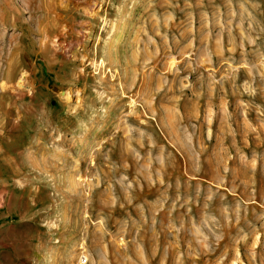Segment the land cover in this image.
Returning <instances> with one entry per match:
<instances>
[{
    "label": "rangeland",
    "instance_id": "374dc122",
    "mask_svg": "<svg viewBox=\"0 0 264 264\" xmlns=\"http://www.w3.org/2000/svg\"><path fill=\"white\" fill-rule=\"evenodd\" d=\"M0 264H264V0H0Z\"/></svg>",
    "mask_w": 264,
    "mask_h": 264
},
{
    "label": "bare ground",
    "instance_id": "6f19581e",
    "mask_svg": "<svg viewBox=\"0 0 264 264\" xmlns=\"http://www.w3.org/2000/svg\"><path fill=\"white\" fill-rule=\"evenodd\" d=\"M55 22L57 23L58 21L57 20H55ZM55 23V24H56ZM59 27V26H58ZM52 28V27H51ZM52 30V29H51ZM58 30V29H57ZM45 36V35H44ZM100 65V64H99ZM96 66V65H95ZM96 68V67H95ZM99 68H101V66L99 67ZM7 78L9 79L10 77L9 76H7ZM11 81V80H10ZM13 81H11V83H12ZM11 86H9V83H8V80H7V82H6V84L4 85L5 86V89H7V91L9 90V89H11V88H14V89H17L18 88V83H15L14 85L13 84H10Z\"/></svg>",
    "mask_w": 264,
    "mask_h": 264
}]
</instances>
